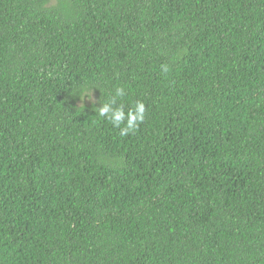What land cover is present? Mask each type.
<instances>
[{
    "label": "trees",
    "instance_id": "16d2710c",
    "mask_svg": "<svg viewBox=\"0 0 264 264\" xmlns=\"http://www.w3.org/2000/svg\"><path fill=\"white\" fill-rule=\"evenodd\" d=\"M0 264H264V0H0Z\"/></svg>",
    "mask_w": 264,
    "mask_h": 264
},
{
    "label": "clouds",
    "instance_id": "9594fccd",
    "mask_svg": "<svg viewBox=\"0 0 264 264\" xmlns=\"http://www.w3.org/2000/svg\"><path fill=\"white\" fill-rule=\"evenodd\" d=\"M163 70L167 71V67H164ZM125 95L126 93L123 88H117L111 100L98 108L99 116L111 122L114 127H120L121 124L125 125L120 130L121 136H126L131 130H135L139 126V123L144 120L145 112L143 102H137L135 108L130 109L126 113L123 106L118 104V98Z\"/></svg>",
    "mask_w": 264,
    "mask_h": 264
}]
</instances>
